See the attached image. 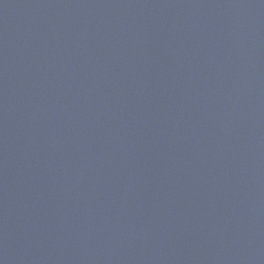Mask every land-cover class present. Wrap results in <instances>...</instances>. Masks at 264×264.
I'll return each mask as SVG.
<instances>
[{
  "label": "water",
  "instance_id": "1",
  "mask_svg": "<svg viewBox=\"0 0 264 264\" xmlns=\"http://www.w3.org/2000/svg\"><path fill=\"white\" fill-rule=\"evenodd\" d=\"M0 264H264V0H0Z\"/></svg>",
  "mask_w": 264,
  "mask_h": 264
}]
</instances>
